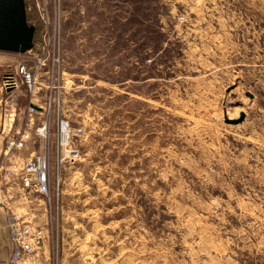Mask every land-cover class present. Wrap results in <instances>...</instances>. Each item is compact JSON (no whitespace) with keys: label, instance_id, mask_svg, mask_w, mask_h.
I'll return each mask as SVG.
<instances>
[{"label":"rangeland","instance_id":"obj_1","mask_svg":"<svg viewBox=\"0 0 264 264\" xmlns=\"http://www.w3.org/2000/svg\"><path fill=\"white\" fill-rule=\"evenodd\" d=\"M23 4L30 46L0 49V163L27 107L2 78L33 66L54 33L58 74L38 73L35 103L50 87L61 97L46 115L51 220L31 193L43 236L25 264H264V0ZM58 114L83 129L80 158L63 166ZM44 118L22 160L42 148Z\"/></svg>","mask_w":264,"mask_h":264},{"label":"built area","instance_id":"obj_2","mask_svg":"<svg viewBox=\"0 0 264 264\" xmlns=\"http://www.w3.org/2000/svg\"><path fill=\"white\" fill-rule=\"evenodd\" d=\"M46 43L50 44V41L48 40ZM57 47H59V41H56L54 33L52 48L47 45L46 51L41 56H35L36 62L33 66L28 67L21 64L13 73L7 74L3 79V86L6 91L13 92L23 84L29 97L23 129L9 141L0 163V205L6 211L7 226L13 243L10 264H25L29 256L35 252L34 250L38 247L43 236L42 227L34 220L31 193L35 192L43 196L46 215L51 220L52 192L49 188L51 182L52 132L50 129L51 118L46 115L54 110L59 111L60 93L56 89L52 91V87H50L46 106L37 107L35 102L37 85L41 84L38 80V73L47 67V72L52 79L58 74L59 50H55ZM36 112L45 113V118L34 128L35 136L43 142L42 148L28 159L22 160L16 154V150H21L26 145L27 140L31 138L28 129L33 125ZM56 121L57 125L53 136L57 146V164L63 166L66 163H74L80 158V152L73 145L72 137L82 134L83 129H75L76 133H74L69 121L59 117V114ZM11 159H13V163L5 164L6 160L11 161ZM52 187L54 189V185ZM17 193L18 196H16ZM49 219L47 221L48 226Z\"/></svg>","mask_w":264,"mask_h":264},{"label":"water","instance_id":"obj_3","mask_svg":"<svg viewBox=\"0 0 264 264\" xmlns=\"http://www.w3.org/2000/svg\"><path fill=\"white\" fill-rule=\"evenodd\" d=\"M31 36L23 0H0V49L24 51L30 46Z\"/></svg>","mask_w":264,"mask_h":264},{"label":"crops","instance_id":"obj_4","mask_svg":"<svg viewBox=\"0 0 264 264\" xmlns=\"http://www.w3.org/2000/svg\"><path fill=\"white\" fill-rule=\"evenodd\" d=\"M5 135L9 132L5 131ZM4 137L0 136V149L3 147ZM13 243L7 226V215L3 206H0V264H10Z\"/></svg>","mask_w":264,"mask_h":264},{"label":"trees","instance_id":"obj_5","mask_svg":"<svg viewBox=\"0 0 264 264\" xmlns=\"http://www.w3.org/2000/svg\"><path fill=\"white\" fill-rule=\"evenodd\" d=\"M7 75V74H6ZM5 74H4V76H3V78L2 79H4L5 78V76H6ZM20 89H23L24 90V93H23V96H21L19 99H18V104H19V107H23L24 105H27L28 104V93H27V90H26V87H25V85H20V87H19ZM6 91V90H5ZM8 91H6V93H7ZM12 92V91H11Z\"/></svg>","mask_w":264,"mask_h":264}]
</instances>
